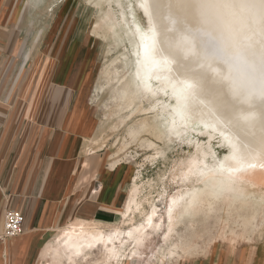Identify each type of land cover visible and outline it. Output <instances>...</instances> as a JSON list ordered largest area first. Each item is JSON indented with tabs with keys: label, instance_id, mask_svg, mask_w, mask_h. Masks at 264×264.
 <instances>
[{
	"label": "bare ground",
	"instance_id": "obj_1",
	"mask_svg": "<svg viewBox=\"0 0 264 264\" xmlns=\"http://www.w3.org/2000/svg\"><path fill=\"white\" fill-rule=\"evenodd\" d=\"M23 1L28 20L40 25L35 41L50 27L59 2ZM86 1L97 12L91 36L109 42L101 68L105 82L92 90L115 100L107 112L113 128L124 125L130 140L152 150V161L172 145L191 152L171 172L169 180L177 185L173 193L163 190L156 199L140 196L139 184L131 187L122 213L116 209L130 218L128 226L71 222L60 235L45 234L42 255L49 264H161L198 253L219 238L235 243L264 234V99L220 103L210 77L188 51L192 41L182 18L167 0ZM187 85L191 88L182 93ZM138 114L144 117L135 120ZM214 139L223 146L222 156L212 148Z\"/></svg>",
	"mask_w": 264,
	"mask_h": 264
},
{
	"label": "crops",
	"instance_id": "obj_2",
	"mask_svg": "<svg viewBox=\"0 0 264 264\" xmlns=\"http://www.w3.org/2000/svg\"><path fill=\"white\" fill-rule=\"evenodd\" d=\"M13 18L0 0V233L6 198L23 216L21 234L0 240V264H49L45 234L77 220L115 223L121 191L105 186L111 160L98 155L89 106L78 101L84 64L78 82L69 78L76 42L40 45L42 35L27 42ZM167 264L197 263L188 257Z\"/></svg>",
	"mask_w": 264,
	"mask_h": 264
},
{
	"label": "rangeland",
	"instance_id": "obj_3",
	"mask_svg": "<svg viewBox=\"0 0 264 264\" xmlns=\"http://www.w3.org/2000/svg\"><path fill=\"white\" fill-rule=\"evenodd\" d=\"M6 2L9 14L13 12V21H21L20 29L23 38L27 42H31L36 25L28 20V13L25 12L23 14L26 7L25 2L23 0H6ZM58 2V6L53 8L52 14L49 16L50 27L42 30L40 33L42 39H40L39 44L41 45L43 41L49 40L52 46H55L56 43H59V46H61L64 42V37L66 39L65 44L71 41L76 42L75 52L71 58L72 63L69 78L71 82L75 80L78 82L77 77L84 64L80 74V76L83 74L81 77L83 79L81 85L78 87L77 97L78 101L85 98L87 101L88 95H90V99L88 98L87 101L90 109L89 124L94 123L96 129L95 136L102 144L100 145L102 149L98 155L103 159L105 158L106 161L111 160L112 167L110 166L104 183L110 191H115L118 188L117 185L120 187L118 188V191H121L119 200L121 206L120 213H122L124 204L128 200V193L131 187L135 184H139L140 186V196L150 194L147 196L157 199V195L163 190L169 194L173 193L177 189V185L169 180L171 172L175 168L176 163L191 152V147L172 145L169 149H165L162 141L155 140L158 148L165 149V155L152 161L149 157V153L152 150L144 147L136 140H130L125 135L124 125L113 128V119L107 115V112L114 108L115 100L109 93L92 90V87L98 81L105 82L101 74V68L105 62L104 56L109 46V42L104 38L95 39L91 36V28L97 13L96 9L86 0H58ZM64 2L65 4L68 2L65 7ZM133 2L135 4V0ZM127 6L128 4L126 5V9ZM134 14L143 26L145 24L143 15L137 9ZM127 47H129L128 44ZM114 52L108 54L107 57L114 56ZM144 105H147V102H144ZM140 117H144V115L138 114L135 120ZM147 137L150 138L149 136ZM199 137L201 141H207L205 135H199ZM100 147L96 149H100ZM212 148L219 156L223 155V146L215 139L212 141ZM110 173L112 175L111 183ZM149 183L151 187H149ZM144 205L147 206L146 203ZM116 212L119 214L118 211ZM129 219L121 214V217L119 215L115 223L102 226L101 228L109 229L113 226L126 227L130 223ZM139 220V215L135 214L133 222H138ZM182 226L183 224L181 223L179 228ZM62 231L63 229L53 235H60ZM199 245H203L202 242ZM94 256V254H90V257L93 258ZM188 257H195L197 264H207L208 261L216 262L217 260H222V264H264V234L254 236L249 241L239 239L235 243H232L228 238H219L216 242L200 250V252L185 254L180 259H188Z\"/></svg>",
	"mask_w": 264,
	"mask_h": 264
},
{
	"label": "clouds",
	"instance_id": "obj_4",
	"mask_svg": "<svg viewBox=\"0 0 264 264\" xmlns=\"http://www.w3.org/2000/svg\"><path fill=\"white\" fill-rule=\"evenodd\" d=\"M182 18L188 51L199 60L216 97L264 99V0H167Z\"/></svg>",
	"mask_w": 264,
	"mask_h": 264
},
{
	"label": "built area",
	"instance_id": "obj_5",
	"mask_svg": "<svg viewBox=\"0 0 264 264\" xmlns=\"http://www.w3.org/2000/svg\"><path fill=\"white\" fill-rule=\"evenodd\" d=\"M0 240L15 237L22 232L23 216L11 206V199L6 198L2 208Z\"/></svg>",
	"mask_w": 264,
	"mask_h": 264
},
{
	"label": "snow or ice",
	"instance_id": "obj_6",
	"mask_svg": "<svg viewBox=\"0 0 264 264\" xmlns=\"http://www.w3.org/2000/svg\"><path fill=\"white\" fill-rule=\"evenodd\" d=\"M191 88V85H187L186 86V88L185 89H182L181 90V92L183 93V92H186L188 89H190ZM222 167V166H221Z\"/></svg>",
	"mask_w": 264,
	"mask_h": 264
}]
</instances>
